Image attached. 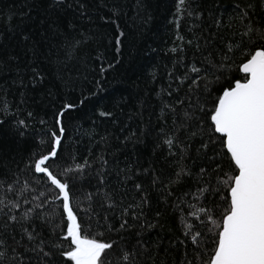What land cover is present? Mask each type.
Wrapping results in <instances>:
<instances>
[{"label": "trees", "instance_id": "trees-1", "mask_svg": "<svg viewBox=\"0 0 264 264\" xmlns=\"http://www.w3.org/2000/svg\"><path fill=\"white\" fill-rule=\"evenodd\" d=\"M249 20L264 31V0H0V264H74L34 171L61 111L44 166L81 235L113 244L103 264H207L237 174L210 117L264 47Z\"/></svg>", "mask_w": 264, "mask_h": 264}, {"label": "snow or ice", "instance_id": "snow-or-ice-1", "mask_svg": "<svg viewBox=\"0 0 264 264\" xmlns=\"http://www.w3.org/2000/svg\"><path fill=\"white\" fill-rule=\"evenodd\" d=\"M179 2L183 5L185 0ZM253 34L264 40V31L254 29L249 20L245 35L251 37ZM122 36L120 32L117 46ZM105 70L101 69L102 72ZM193 71L198 72L199 69L194 68ZM240 71L244 73L243 81L237 79L234 86L223 89L210 117L214 132L221 134L223 147L238 174L226 182L229 194L225 201L227 209L222 224L218 225L214 249L207 264H264V47L250 51ZM73 107L66 105L65 111ZM63 115V111L58 113L56 120L60 135L51 133V151L35 162L34 171L44 174L59 190L57 198H62V209L67 219L66 238H70L73 246L64 255L74 264H103L101 257L113 244L81 235V225L70 203L69 184L44 166L58 155L65 133ZM83 167L85 164L77 165V168ZM15 206L19 207V204ZM199 235L197 232L192 239ZM123 258L127 260L129 257L126 254Z\"/></svg>", "mask_w": 264, "mask_h": 264}, {"label": "water", "instance_id": "water-1", "mask_svg": "<svg viewBox=\"0 0 264 264\" xmlns=\"http://www.w3.org/2000/svg\"><path fill=\"white\" fill-rule=\"evenodd\" d=\"M246 62V61H245ZM242 66V65H241ZM241 66H240V68H241ZM242 74H244L243 72H242ZM233 86H234V84H233ZM222 95V94H221ZM213 123V122H212ZM214 125V124H213ZM219 134V133H218ZM219 135H221V134H219ZM237 174H238V172H237ZM74 262V261H73Z\"/></svg>", "mask_w": 264, "mask_h": 264}]
</instances>
